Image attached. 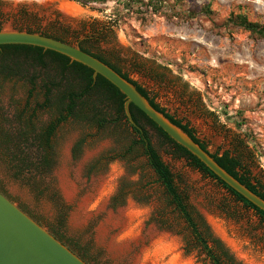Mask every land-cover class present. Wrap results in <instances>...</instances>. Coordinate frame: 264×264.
<instances>
[{
	"label": "rangeland",
	"instance_id": "374dc122",
	"mask_svg": "<svg viewBox=\"0 0 264 264\" xmlns=\"http://www.w3.org/2000/svg\"><path fill=\"white\" fill-rule=\"evenodd\" d=\"M148 1L83 6L69 0H0L2 28L67 31L74 45L97 33L102 53L162 108L189 123L209 152L246 147L244 161L264 185V37L228 21L232 13H244L264 25V0H162L158 12L142 6ZM44 78L36 81L32 96L26 79L0 83L1 130L16 133L23 117L45 104ZM58 107L55 90L51 104L37 111L35 127H46ZM145 126L196 219H203L238 261L264 264V219ZM135 139L125 119L99 128L69 118L52 138L51 172L16 178L0 162V188L47 229L57 223L63 203L65 234L90 249L91 264H212L142 148L127 154ZM80 140L83 147L75 154ZM120 191L125 203L113 207Z\"/></svg>",
	"mask_w": 264,
	"mask_h": 264
},
{
	"label": "trees",
	"instance_id": "16d2710c",
	"mask_svg": "<svg viewBox=\"0 0 264 264\" xmlns=\"http://www.w3.org/2000/svg\"><path fill=\"white\" fill-rule=\"evenodd\" d=\"M70 1L87 6L90 3H106L109 0ZM162 3V0H149L147 3L142 2V6L144 4L147 8H152L153 12H158ZM2 17L3 14L0 8V30L3 24ZM228 21L237 27L249 31L251 34L264 37V25L250 21L244 13H232ZM19 30L42 33L46 36L73 44L72 41H68L67 39L69 36L67 31H40V29L35 30L30 26L25 28L20 27ZM96 34L90 33L82 39L78 38L76 45L86 53L110 66L124 79L131 82L157 111L163 113L173 124L181 128L199 144L203 150L210 153L214 160L229 174L264 199V185L252 176L251 170L244 161L247 152L245 150L246 147L241 149L240 146L234 151L227 150L222 154L219 152H209L206 144L198 139L195 130L190 127L189 123H183V120L177 119L165 108H162L147 89L129 78L127 73L123 72L116 63H112L102 53L98 47L101 41L100 35L96 36ZM41 76L45 77V104L34 109L30 118L23 117L22 124L24 126L16 133L0 129V162H4V164L9 166V169L14 173L16 178L24 176L26 172L29 174L32 172H51L55 165L54 148L51 144L52 138L60 125L65 123L69 118H75L79 122L90 123L99 128H104L107 125L125 119L130 123L133 132L136 134V139L133 140L132 145L128 148L127 154L133 153L137 147L142 148L144 155L148 159V165L158 177V182L164 187L166 194L171 200V205L175 206V210L179 212L188 224L197 244L202 247L212 264H243L234 257L229 248L219 238L212 234L211 228L203 219H196L191 207L186 202L185 195L180 190L171 167L163 160L159 151L153 145L145 124L153 127L167 143L174 147L177 157L187 158L195 169L215 179L246 207L255 210L262 219H264V211L260 210L223 182L202 161L171 139L166 132L158 127L156 123L134 104H130V112L135 122V124H132L125 113L126 95L103 76H94V71L89 67L72 61L69 57L58 52L45 50L41 47L30 45L0 46V83L17 78L26 79L32 86L30 90V95L32 96L36 87V81ZM55 90L58 96L59 114L46 127L37 129L33 119L40 108L48 107L51 104ZM107 108L116 112L115 118L113 116L110 118L106 111ZM83 144L84 140H80L76 144L75 154H80ZM250 156L254 157V154L251 153ZM33 188L38 189L39 185L34 183ZM0 191L7 196L2 188H0ZM125 196L122 191L117 193L112 198V206L123 205L125 203ZM60 205L61 209L59 210L57 223L48 224L49 232L85 262L91 264L90 249L87 246H83L79 241L66 236L64 227L67 210L63 203ZM21 209L26 212L23 208ZM26 213L40 225L44 226L43 221L39 217L32 215L30 212ZM161 223L164 224V221H161ZM209 242H212L213 246Z\"/></svg>",
	"mask_w": 264,
	"mask_h": 264
},
{
	"label": "water",
	"instance_id": "95a60500",
	"mask_svg": "<svg viewBox=\"0 0 264 264\" xmlns=\"http://www.w3.org/2000/svg\"><path fill=\"white\" fill-rule=\"evenodd\" d=\"M70 1V0H69ZM1 45H30L52 50L79 62L115 85L127 97L125 113L132 124L130 104H134L176 143L202 161L223 182L260 210L264 199L222 168L187 133L157 111L137 88L110 66L83 51L79 46L46 36L5 26L0 30ZM0 264H88L56 239L47 228L0 191Z\"/></svg>",
	"mask_w": 264,
	"mask_h": 264
}]
</instances>
